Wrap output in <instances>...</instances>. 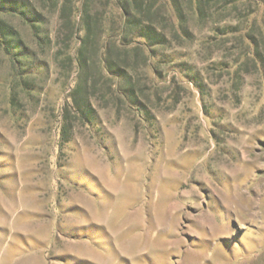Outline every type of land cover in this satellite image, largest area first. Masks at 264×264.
<instances>
[{"label": "rangeland", "instance_id": "obj_1", "mask_svg": "<svg viewBox=\"0 0 264 264\" xmlns=\"http://www.w3.org/2000/svg\"><path fill=\"white\" fill-rule=\"evenodd\" d=\"M180 1L137 103L105 81L89 119L53 62V9L30 0L36 28L0 15L20 68L0 50V264H264V0Z\"/></svg>", "mask_w": 264, "mask_h": 264}, {"label": "trees", "instance_id": "obj_2", "mask_svg": "<svg viewBox=\"0 0 264 264\" xmlns=\"http://www.w3.org/2000/svg\"><path fill=\"white\" fill-rule=\"evenodd\" d=\"M39 1L57 14L52 58L56 68L66 79H70L73 72L76 73L68 94V106L80 119L92 116L90 89L104 87L100 84L105 81L115 79L116 83H109L110 92L118 93L119 99L124 97L126 102L136 104L140 89L137 79L133 78L134 73L139 67L147 65L150 48L164 46L169 42L170 34H177L186 23L182 11V6L186 3L180 0H166L171 4L174 18L162 9L167 5L165 0H118L114 4L104 3L107 6L104 10L93 9L94 0H84L78 19L75 0ZM212 1L188 0L187 3L194 15L202 17L211 7ZM29 2L30 0H0V15L18 16L36 28L34 23L42 21L44 14L31 9ZM113 7L119 11L118 14L114 13ZM3 23L0 17V50L9 57L12 68L18 73L19 62L12 54ZM183 28L186 29L185 25ZM80 31L82 35L79 44L75 54H72L71 41ZM128 36L135 39L131 46L129 42H124ZM105 94L101 97L104 98ZM66 122L62 124V138L71 136L72 124Z\"/></svg>", "mask_w": 264, "mask_h": 264}]
</instances>
